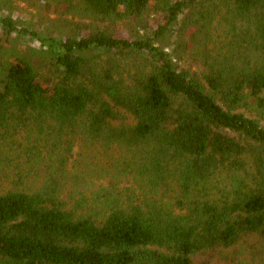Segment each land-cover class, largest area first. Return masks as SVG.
Returning a JSON list of instances; mask_svg holds the SVG:
<instances>
[{"label":"trees","instance_id":"trees-1","mask_svg":"<svg viewBox=\"0 0 264 264\" xmlns=\"http://www.w3.org/2000/svg\"><path fill=\"white\" fill-rule=\"evenodd\" d=\"M0 42V264H264V0H0Z\"/></svg>","mask_w":264,"mask_h":264},{"label":"rangeland","instance_id":"rangeland-1","mask_svg":"<svg viewBox=\"0 0 264 264\" xmlns=\"http://www.w3.org/2000/svg\"><path fill=\"white\" fill-rule=\"evenodd\" d=\"M19 4L22 7V9H21V11H18L17 13L15 12V14H14L15 19H17L19 22L33 23L34 21L36 22L37 19H39L40 21H38V22L43 29L48 25L52 26V23L55 21H56V23H54V25L57 24V20H58L59 16L57 15L58 8L55 4H52V3L49 4V7H47L45 10L42 7V5H40V4H38L37 8L35 7L36 10L27 8V6L22 2H20ZM46 15H48L50 18H52L54 20L45 22L44 18ZM152 17L153 16L149 17V20H148L150 25H152V23H153L151 21ZM115 29L117 30V32H119L122 35L126 33V27H125L124 22H120V23L116 24ZM68 30L69 29H67L66 32H68ZM66 32L64 30L62 33H66ZM0 43H3V45L6 47L11 46V43H9V42H0ZM16 48H17V51H19V53H23L24 51H29V52L34 53L36 51L35 46H33L32 44H29L26 40H23V39H21L16 44ZM186 64H187L186 60H183L181 62V65H186ZM188 64H191V66H193L195 69H197L194 61L189 62ZM42 71L45 73L44 70H42ZM249 109L250 110L243 108V109H241V111L245 112L247 115L256 116V112L254 111L255 110L254 106L252 105L251 102L249 105ZM106 183H108V182L106 181ZM106 183L104 182L105 185H106ZM98 185H99V182H97V186Z\"/></svg>","mask_w":264,"mask_h":264}]
</instances>
